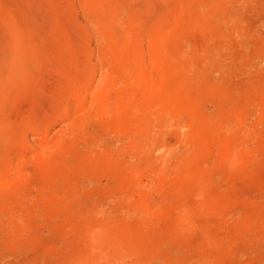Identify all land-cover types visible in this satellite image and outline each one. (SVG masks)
Listing matches in <instances>:
<instances>
[{"label":"rangeland","instance_id":"obj_1","mask_svg":"<svg viewBox=\"0 0 264 264\" xmlns=\"http://www.w3.org/2000/svg\"><path fill=\"white\" fill-rule=\"evenodd\" d=\"M0 53V264H264V0H0Z\"/></svg>","mask_w":264,"mask_h":264},{"label":"bare ground","instance_id":"obj_2","mask_svg":"<svg viewBox=\"0 0 264 264\" xmlns=\"http://www.w3.org/2000/svg\"><path fill=\"white\" fill-rule=\"evenodd\" d=\"M5 23H6V21H5ZM8 32H9V30H8ZM17 33H18V32H17ZM109 38H110V37H109ZM16 39H17V38H16ZM16 39H15V42H16ZM109 40H110V39H109ZM12 42H13V41H12ZM14 45H16V44H14ZM10 47H11V46H10ZM131 47H132V45H131ZM14 48H15V47H14ZM129 48H130V47H129ZM132 48H133V50H135L136 47H132ZM132 48H131V49H132ZM26 51H27V49H26ZM28 51H29V50H28ZM29 52H30V51H29ZM126 52H127V51H126ZM136 52H137V50H136L135 52H132V53H134V54H131V55H135ZM3 53H4V52H3ZM25 53H26V52H25ZM31 53H32V52H31ZM124 53H125V52H124ZM127 53H128V52H127ZM0 54H1V53H0ZM4 54H5V53H4ZM21 54H22V53H21ZM2 55H3V54H1V56H2ZM26 55H27L26 57L28 58V53H27ZM116 55H117V54H116ZM13 56H14V55H13ZM117 56H118V55H117ZM134 57L136 58V55H135ZM0 58H1V57H0ZM119 58H120V56H119ZM115 59H116V57H115ZM4 60H5V59H4ZM26 60H27V59H26ZM116 60H117V59H116ZM135 60H136V59H135ZM19 61H20L19 59L14 58L13 61H12V63H14L12 67H15L16 64H17ZM117 62H118V61H117ZM133 62H134V60H133ZM27 63H28V61H27ZM118 63H120V62H118ZM136 63L139 65V62L136 61ZM18 64H19V63H18ZM125 64H126V63H125ZM134 64H135V63H134ZM134 64H133V65H134ZM137 64H135V65H137ZM131 65H132V64H131ZM120 66L123 67L122 63L120 64ZM7 67H8V66H7ZM23 67H24V66H23ZM126 67H129V65L126 66ZM119 68H120V67H119ZM139 68H141V67L139 66ZM17 69H18V68H17ZM111 69H112V68H111ZM120 69H121V68H120ZM120 69H119V70H120ZM141 69H142V68H141ZM141 69H138V70L140 71ZM6 70H7V69H6ZM112 70L114 71V68H113ZM125 70H126V69H125ZM142 70H143V69H142ZM142 70H141V71H142ZM0 71H1V70H0ZM2 71H3V70H2ZM2 71H1V72H2ZM113 71H112V72H113ZM121 71H122V70H121ZM128 71H129V72H132V71H130L129 69H128ZM136 71H137V70H136ZM136 71H135V73H136ZM118 72H119V71H118ZM5 73H6V72H5ZM5 73H4V75H5ZM17 73H18V71L15 70L14 68H11V69H10V75H11V76H12V75H17ZM120 73H122V72H119V75H118L119 77L122 75V74H120ZM141 73H143V72H140V74H139L140 76H139V77L141 78V76H142L141 79H142L143 82L141 81L140 78H139L140 80H139V79H138V80H139L140 83L142 82V85H143V83H144V79H143V78H146V77H144V75L141 74ZM18 75H19V73H18ZM14 77H15V76H14ZM131 77H132V76H131ZM20 78H21V77H20ZM123 78H124V76H123ZM126 78H127V76H126ZM126 78H125L126 81H127V79L129 78L128 86H130V89H129V92H130V91H131V86H132V84L129 85V84H130V77L128 76V78H127V79H126ZM15 79H16V78H15ZM17 79H19V78L17 77ZM17 79H16V80H17ZM0 80H1V79H0ZM3 80H4V78H3ZM131 80H132V79H131ZM19 81H20V79H19ZM145 81H146V80H145ZM2 82H3V81H2ZM132 82H133V80H132ZM135 82H136V81H135ZM137 82H138V81H137ZM149 82H150V81H149ZM140 83H139V84H140ZM150 83H151V82H150ZM6 84H7V83H6ZM6 84L4 85V87H6ZM139 84L136 83V85H139ZM151 84H152V83H151ZM1 85H2V84H1ZM70 85H71V84H70ZM140 85H141V84H140ZM146 86H147V88H148V91H149V89L152 90V89H153L152 87H154V86L150 85L149 83L146 84ZM76 88H77V87H76ZM132 88H134V87L132 86ZM135 88H136V86H135ZM143 88H144V87H143ZM124 89H127V90H128V87L125 88V87L123 86L122 91H124ZM136 89H137V88H136ZM144 89H145V88H144ZM4 90H5V89H4ZM72 90H73V89H72ZM72 90H71V91H72ZM74 90H75V89H74ZM74 90H73V92H74ZM16 91H17V90H16ZM69 91H70V90H69ZM8 92H9V91H8ZM127 92H128V91H127ZM127 92H126V90H125V93H124V92L122 93V92L120 91V93H122L123 95L120 96V94H118V95H117V98H116L117 101H118V99H119V100H120V103L125 104L124 101H125L126 98H127ZM75 93H76V92H75ZM75 93H73V94L75 95ZM96 93H97L96 95L94 94V95L96 96V100H94V98H93V100H94L96 103H98L99 107H98V106H97V107H98V108H101V109H99L100 112H101V111L105 110V109H103V107L105 108L106 105H107V104H106L107 101L105 100V97H107V96H105L101 91H98V92H96ZM71 94H72V92H71ZM71 94H70V95H71ZM73 94H72V95H73ZM129 94H130V93H129ZM3 95H4V94H3ZM118 96H120V97L118 98ZM129 97H130V95H129ZM129 97L127 98V100L129 99ZM0 100H1V99H0ZM97 100H98V102H97ZM107 100H108V98H107ZM127 100H126V101H127ZM168 100H169V99H168ZM94 101H93V102H94ZM108 101H109V100H108ZM163 101H164V99H163ZM163 101H161V102L163 103ZM93 102H92V103H93ZM127 102H128V101H127ZM127 102H126V104H127ZM164 102H166V103H165V104L163 103V104H164V105L162 104L163 106H165L166 104H168L170 101L167 103V100H166V98H165V101H164ZM96 103H95V104H96ZM145 103H147V102H145ZM95 104L93 103V106H94ZM105 104H106V105H105ZM126 104H125V107H126ZM114 105H115V107H116L117 104H114ZM119 106H120V105H119ZM125 107H124V108H125ZM94 108H96V105H95ZM98 108H97L96 110H98ZM113 108H114V107H113ZM102 109H103V110H102ZM114 109H116V108H114ZM114 109H113V110H114ZM119 109H121V108H119ZM119 109H117V110L119 111ZM99 110H98L97 115H96L97 117H99V116L101 117ZM117 110H116V112H117ZM101 113H103V112H101ZM120 113H121V112H120ZM122 113H123V112H122ZM122 113H121V114H122ZM98 114H99V116H98ZM115 114H116V113H115ZM131 114H132V113H131ZM131 114H130V115H131ZM119 115H120V114H119ZM114 116H115V115H114ZM132 116H133V115H132ZM116 117L118 118L119 123L123 124V123H122L123 121L119 120L118 113H117V116H116ZM114 118H115V117H114ZM117 118H115V121H117V120H116ZM120 118H121V119L123 118V119H124V123H127V122H125V121H127V120H125L126 118H124V116H123V117L121 116ZM131 118H132V117H131ZM123 119H122V120H123ZM132 119H133V118H132ZM118 121H117V122H118ZM129 122H130V121H129ZM115 123H116V122H115ZM119 123H118V124H119ZM131 123H132V125H133V123L135 124V122H133L132 120H131ZM131 123H130V125H131ZM118 124H117V125H118ZM121 124H120V125H121ZM138 124H139V123L137 122V125H138ZM140 124H141V123H140ZM120 125H118V126H120ZM124 125H125V124H124ZM128 125H129V124H128ZM130 125H129V126H130ZM135 125H136V124H135ZM135 125H133V126H135ZM118 126H117V127H118ZM129 126H128V127H129ZM138 126L140 127V125H138ZM1 127H2V126H1ZM120 127H122V125H121ZM123 127L126 128L125 126H123ZM135 127H136V126H135ZM122 130H124V129L122 128ZM126 130H128V129L126 128ZM126 130H124V131H126ZM130 130H131V129H130ZM138 130H139V129H138ZM129 133H130V131H129ZM128 135H130V134H128ZM135 135H136V133L134 134V136H135ZM9 136H10V135H9ZM131 136H132V134H131ZM131 136H129V137L131 138ZM134 136H132V137H134ZM126 137H127V136H126ZM129 137H127V138L131 141V139H130ZM8 143H9V142H8ZM130 146H131V145H130ZM130 146H129V147H130ZM132 146H133V145H132ZM54 147H55V146H54ZM52 148H53V147H52ZM55 149L58 150V148H55ZM129 149H130V148H129ZM134 149H135V148H134ZM129 151H130V150H129ZM134 151H135V150H134ZM229 152H230V151H229ZM236 152H237V151H235V154H236ZM230 153H232V152H230ZM230 153H229V154H230ZM235 154H234V157H236V155H238V154H236V155H235ZM230 155H231V154H230ZM123 161H124L125 164H126V161H125V160H122L121 163H124ZM127 162H128V161H127ZM121 163H120V165H121ZM125 164H124V165H125ZM130 164L132 165L131 162H130ZM130 164H129V162H128V165H130ZM131 165H130V166H131ZM121 166H122V165H121ZM133 166H134V165H132V167H133ZM117 168L120 170V167H117ZM122 168H123V167H122ZM122 168H121V169H122ZM124 168H126V166H124ZM126 169L128 170V173H130V172H129V168H128V166H127ZM126 169H125V171H126ZM134 169H135V168L133 167V170H134ZM119 170H117V172H119ZM131 170H132V169H131ZM133 170L131 171V172H132V175H134V174H133ZM125 171H124V172H125ZM120 172H121V171H120ZM134 172H135V170H134ZM121 173H122V172H121ZM135 173H136V172H135ZM1 174H2V173H1ZM123 174H124V173H123ZM123 174H122V175H123ZM130 174H131V173H130ZM130 174H128V175H130ZM136 174H138V173H136ZM117 175H118V174H117ZM62 176H64V175H62ZM138 176H139V175H138ZM64 177H65V176H64ZM121 177H122V176H121ZM127 177H128V176H127ZM134 177H135V176H134ZM131 178H132V177H131ZM121 179H123V178H121ZM124 179H127V178L125 177ZM132 180H133V179H132ZM132 180H131V181H132ZM131 181H130V182H131ZM128 183H129V181H128ZM128 183H127V184H128ZM133 184H134V183H133ZM128 185H129V184H128ZM131 185H132V183H131ZM136 185H138V184H136ZM139 185H140V184H139ZM129 186H130V185H129ZM133 187L135 188V185H133ZM136 187H137V186H136ZM130 188H131V187H130ZM205 244H206V243H205Z\"/></svg>","mask_w":264,"mask_h":264}]
</instances>
